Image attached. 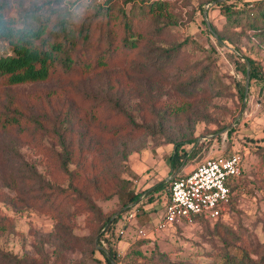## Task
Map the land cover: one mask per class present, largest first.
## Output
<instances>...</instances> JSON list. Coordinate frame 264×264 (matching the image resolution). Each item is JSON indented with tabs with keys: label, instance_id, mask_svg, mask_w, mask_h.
Segmentation results:
<instances>
[{
	"label": "rangeland",
	"instance_id": "1",
	"mask_svg": "<svg viewBox=\"0 0 264 264\" xmlns=\"http://www.w3.org/2000/svg\"><path fill=\"white\" fill-rule=\"evenodd\" d=\"M8 1L7 14L15 16L19 7L24 10L43 0ZM93 1L53 0L61 13L76 4L75 16L88 14L86 5ZM166 1L168 16L176 23L154 35L150 24L142 22L139 47L107 54L103 66L98 67L97 58L105 45L92 21L90 45L80 47L81 64L71 72L56 69L43 81L0 83V115L8 114L14 104L31 118L25 129L0 126V213L12 221L11 232L0 236V250L11 261L0 257V264H14V260L18 264H105L94 244L104 229L98 227L104 218L110 217L109 223L119 212L123 214L112 235L105 234L116 252L111 264H213L236 248L244 250L254 264H264V88L248 78L244 93L243 58L231 45L255 60L264 74V31L224 27L215 5L241 8L254 0ZM113 3L129 10L130 3ZM210 24L231 43L219 42ZM185 38L172 63L163 68L152 65L159 46ZM3 44L0 52H8ZM201 70L207 73L200 78ZM196 77L201 81L195 92L187 96L179 91L181 82ZM115 94L127 114L141 124L139 128L110 105L108 97ZM53 130L61 132L65 145L73 150L68 165L72 182L90 194L99 211L88 210L79 200L57 198L51 205L42 199L48 188L41 180L60 187L68 182L60 168L61 148ZM189 137L193 143L182 147L190 156L174 177L208 156L232 152L242 156V177L227 212L218 218L154 231L173 176L167 175L164 162L171 153L167 139ZM122 151L127 153L126 161L121 159ZM25 169L34 190L22 193L19 185H4L3 176ZM115 174L129 180L126 187L134 193L160 180L166 185L160 197L146 203L147 196H140L124 212L112 193ZM94 177L96 185L88 181ZM123 225L122 236H117ZM138 229L144 234L139 235ZM99 244L105 250L106 241Z\"/></svg>",
	"mask_w": 264,
	"mask_h": 264
},
{
	"label": "trees",
	"instance_id": "2",
	"mask_svg": "<svg viewBox=\"0 0 264 264\" xmlns=\"http://www.w3.org/2000/svg\"><path fill=\"white\" fill-rule=\"evenodd\" d=\"M96 1L99 2L98 0H94L92 4L89 3L90 5H86L87 9L89 8V13L84 16L83 14L77 15V12L75 16V10L78 7H76V4L71 9H66L61 13L54 5L53 0H43L40 3H33L30 8L24 10L19 7L16 10L15 16H11L7 14V10L10 7L9 1L0 0V42L4 43V50L8 51L5 53L0 52V83L16 85L43 81L56 69H61L64 73L71 72L76 65L81 64L80 58L77 55L81 50L80 47L86 48L90 45V26L93 23L92 21H95L98 29L101 30L100 42L105 45L104 53L97 58L98 67L105 64L104 59L106 55L113 51H117L118 49L133 51L139 47L143 40V35L140 32L142 22H148L150 24L151 32L154 35L161 33L168 25L176 23L168 16L166 0H122L123 4L130 3L128 11H125L123 6L117 5L116 8L113 0H103L100 3ZM245 4L241 8H230L221 2L215 3L220 14L223 16L224 27H245L247 30L253 31V33L264 31V0H254L249 4ZM211 29L213 31L212 34L217 35L219 42L226 40L231 43L226 36L220 34L212 25ZM186 41L185 38L178 42L159 46L158 59L153 60L152 65L163 68L172 63L177 52ZM231 45L235 53L239 55V58H243L242 64L240 65L243 74L246 75L247 73L249 80L253 79L264 88V74L262 73L260 65L252 58L242 54L240 47L232 43ZM85 65L88 67V64ZM206 73V70H201L200 78ZM200 78H191L190 83L181 82L179 91H182L187 96L188 94L191 95L197 89V85L201 81ZM116 95L115 97H108L110 105L112 104L115 107L117 113L124 114L130 125L139 128L141 124L127 114ZM239 95L240 97L242 96V90L239 92ZM29 120L31 118H27L17 105L12 104L8 114L0 115V126L4 129L9 127L16 130L25 129L27 123H30ZM53 133L57 137V142L61 148L58 152L60 168L68 177V182L65 187H60L41 180L42 185L48 188V191L46 193L44 192L45 194H43L44 197L42 199L51 205H56L55 201L57 198L79 200L88 210L99 211L90 194L82 186L72 182L74 174L68 169V165L73 161V150L65 145L61 132L53 130ZM193 141L191 137L181 141L173 138L167 139V143L171 145V153L164 158L167 175L172 176L181 169L182 165H184V158L190 156V153L182 145L185 143H193ZM221 155L227 156L229 154ZM126 157L127 153L122 151L121 159L126 161ZM25 170L20 174L3 176L1 179L4 181V185L6 187L10 186V183L16 186L19 185L22 193L34 190L29 182L31 178L26 175V172H29V170ZM242 174L243 166L241 164L240 176L229 185L230 198L225 205V209L217 217L211 219H216L227 212L229 205L233 201V190L238 180L242 177ZM112 178L117 183L112 193L116 196L121 208H125L124 212L127 210V205L138 200L140 196H147L146 203H150L156 197H160V191L166 185L162 182L163 180H160L144 191L134 193L131 188L126 187L129 180L121 176L119 177L117 174ZM173 178H175L174 175L169 178L166 199H168V188ZM88 181L93 185H96L95 182H97L96 177ZM3 202L5 204V199ZM122 214L120 212L115 214L109 223L110 217L104 218L98 227L99 229L103 226L104 229L94 244L97 245V250L102 254L105 264H111L116 260V252L112 247V242H110L111 240L109 241L108 236L105 234L109 231L110 235H112V228L120 221ZM198 219L209 218L195 216L189 223ZM11 223L12 221L8 216L0 213V236L4 233L11 232ZM123 229L124 225L117 231V236H122L123 232L120 234L119 231ZM104 241L107 244L105 250L99 244L100 242L104 245ZM7 255L0 250V257H6ZM5 259L11 261L7 257ZM13 263L18 264V261L14 260ZM213 264L254 263L244 250L236 248L233 252L230 250L226 251Z\"/></svg>",
	"mask_w": 264,
	"mask_h": 264
},
{
	"label": "built area",
	"instance_id": "3",
	"mask_svg": "<svg viewBox=\"0 0 264 264\" xmlns=\"http://www.w3.org/2000/svg\"><path fill=\"white\" fill-rule=\"evenodd\" d=\"M241 164L242 156L237 152L227 156H208L173 178L168 188V199L163 204L162 218L152 226V230L189 223L195 216L217 217L229 201V185L240 176ZM122 232L119 231L120 234ZM138 234L143 235L144 230L138 229Z\"/></svg>",
	"mask_w": 264,
	"mask_h": 264
},
{
	"label": "water",
	"instance_id": "4",
	"mask_svg": "<svg viewBox=\"0 0 264 264\" xmlns=\"http://www.w3.org/2000/svg\"><path fill=\"white\" fill-rule=\"evenodd\" d=\"M206 26L209 28V24H208V23H206ZM248 78H249V77H248V74L246 73V80H245L244 93L246 92Z\"/></svg>",
	"mask_w": 264,
	"mask_h": 264
}]
</instances>
